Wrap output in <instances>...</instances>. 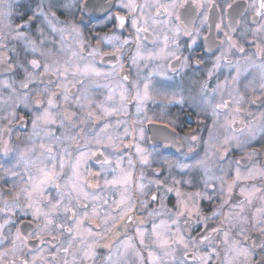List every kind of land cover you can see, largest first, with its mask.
Instances as JSON below:
<instances>
[{"label":"snow or ice","instance_id":"1","mask_svg":"<svg viewBox=\"0 0 264 264\" xmlns=\"http://www.w3.org/2000/svg\"><path fill=\"white\" fill-rule=\"evenodd\" d=\"M32 3L29 0V5ZM0 5L7 9L0 11V18L10 16V0H0ZM95 7L93 0H38L35 7L18 13L21 22L15 27L9 23L0 30V121L5 122L0 127V157L4 158L0 171L17 181L0 208L7 217L0 223V245L10 244L0 257L24 252L20 264H97L98 259L101 264H215L223 246L222 264H264V183L241 186L244 199L236 206L239 212L223 213L241 182H264V164H253L242 172L241 159L229 160L233 141L235 148L246 150L253 147L256 126L264 135V111L255 115L245 107L258 103L264 109V0H244L243 10L238 0H120L118 8L125 14L106 16L113 25L111 32L97 36L95 46H91L75 15ZM129 25V36L123 37L122 30ZM12 41L16 43L10 48ZM240 41L254 45L255 52L246 53ZM133 44L135 53L130 62L138 77L141 63L149 68L145 61L164 60L166 71H149L148 78L132 80L131 72L121 75L125 47ZM147 44L153 49L148 50ZM237 53L242 55L233 63L230 57ZM97 58L100 63H114L104 71ZM241 60L247 67L241 66ZM225 66L234 74L211 86L214 73ZM167 72L179 75L180 82H172L174 77ZM245 73L253 76L247 83L241 80ZM153 75L163 79L154 82L150 79ZM101 77L117 81L119 107L113 106L115 91L107 84L95 83ZM93 88L108 89L105 101L93 98ZM226 90L228 99L224 98ZM161 92L170 104L204 112L210 109L217 119L224 114L221 127L235 131L242 125L249 129L250 138L241 142L226 136L213 143L210 133L202 157L189 148L194 154L189 157L192 163L155 158L139 143L124 144L132 133L125 127L121 135L118 129L126 122L117 119L111 123L108 118L127 115L126 105L134 101L137 117L144 114L151 120L144 105ZM21 107L24 115H18ZM244 113L251 117L247 123L240 118ZM26 119L32 125L31 132L23 139L17 136L14 142L11 125L23 124ZM101 121L108 122L100 127ZM132 123L135 126L140 121ZM168 123L175 128L177 121ZM89 124L99 131L85 132L82 126ZM138 134L143 140V127ZM170 136L166 133L159 141L162 148L168 149L175 142L174 136L169 142ZM185 140L195 143L198 137L190 135ZM74 145L78 146L75 156L70 151ZM133 146L135 158H125L121 149ZM261 155L264 140L258 149L246 151L249 161ZM90 157L98 164L95 170ZM137 164L139 176L135 173ZM66 168L70 175L61 184ZM146 169L151 170L147 183ZM217 182L220 203L206 214L202 204L216 198ZM133 189L144 197L139 201L140 209L147 210L149 199L160 204L159 209L148 212L150 230L143 227L147 221L136 215L137 203L130 194ZM109 191L118 192L119 198L110 203ZM171 197L175 202L169 207L165 201L171 202ZM255 200L261 206L250 216L241 215ZM22 216L31 217L27 230ZM160 217L166 219L157 222ZM218 219L219 224H215ZM133 225L134 234L128 235ZM6 227L16 230L5 232ZM248 231L257 233L256 237L245 235ZM234 235L243 236V240ZM30 241H35V246L30 247ZM101 250L105 253L102 258Z\"/></svg>","mask_w":264,"mask_h":264},{"label":"flooded vegetation","instance_id":"2","mask_svg":"<svg viewBox=\"0 0 264 264\" xmlns=\"http://www.w3.org/2000/svg\"><path fill=\"white\" fill-rule=\"evenodd\" d=\"M38 2V0H33V3L29 5V0H10V3L12 5L11 8V15L5 18H0V30H3L4 25H7L9 23L12 24L13 27H15L16 24L20 23L21 21L18 18V13L19 12H24L28 7H35V3ZM120 0H93V3L96 5L95 9L88 10L84 13L76 12L75 18L77 23L80 25L84 35L90 39V44L91 46H95L96 44V37L97 36H104L106 34H110L113 25L112 23H109L106 19V16H114L117 13L124 15L125 10L118 8ZM238 2L241 4V10H243V4L244 0H238ZM19 5H24V7H18ZM0 11H7V9L3 6L0 5ZM249 19H251V13H248ZM60 19H64L63 15H60ZM25 19H27V16H25ZM254 26V25H251ZM129 30H130V25L129 29H124L122 30L123 32V37H128L129 36ZM221 38H223L221 36ZM234 39H238L237 34H233ZM58 39V37H57ZM182 39H186L183 38ZM248 40H251L252 37L249 35L247 37ZM16 42L12 41L9 43V47L11 48ZM69 43L71 44V38H69ZM241 44H243L246 53H253L255 52V46L252 44H248L244 41H240ZM148 50L153 49V45L147 44ZM110 50V49H106ZM125 55L122 57L121 62L124 63V69L121 73V75H128L129 72H131L130 80L132 79H139V77H145L148 78V72L152 71L153 73L157 71H166V65L164 60H156V61H145V63L149 64V68L145 69L144 64L141 63L139 66V77L137 76V68L131 64L130 62V55L135 53V45L133 44L130 48L125 47ZM242 54L237 53L235 56H231L230 59L235 63L237 59H240ZM112 63L114 61H108L105 60L103 63H100L99 58H97V64L98 66L104 70V71H109L111 68ZM241 66L242 67H247L246 64H244L243 60H241ZM208 67H211V63L208 64ZM253 71L254 70H250ZM230 73H233V70L229 67H222L220 70L216 71L212 77V79L209 81L211 86H215L216 83L222 82L225 80V78H231ZM168 76L174 77V80L172 82L178 83L180 82V76L172 73V72H167ZM244 76H247V79H244ZM244 76L241 77V80L243 83H247L248 80H252L253 76L248 75L247 73L244 74ZM3 76H0V79H2ZM199 78V77H197ZM206 78V77H205ZM152 81H160L163 78L158 75H153L150 77ZM95 83H98L100 85H109L110 88H112L115 91V97H114V105L115 107L120 106V100H119V93H120V88L115 79H105L103 77L98 78ZM170 91V90H169ZM94 96L93 98L97 102H103L105 101L106 96L108 95V89L105 88H93ZM7 95V93H4ZM224 98L228 99L227 95V90L225 91ZM247 108L248 112L253 113L255 115H258L260 111H264V109H261L260 105L257 104H250V105H245ZM126 111L127 115H119V116H113L108 118V120L111 123H115L117 119L126 122L123 124L119 129V133L123 135L125 127H127L128 131L132 133V135L127 136L123 143L124 144H133L135 145L136 143H139L141 147L147 149L149 152H152L153 157L163 159V158H168V159H174V160H183L186 163H192L193 160L190 159L189 157L194 156V154L189 153V148H194L195 153H197L199 156L204 155V150L206 145L204 144V141L209 140V136L211 133V136L213 138V143H218L219 141H222L226 136L231 137L235 136L237 137L241 142H244L246 139H249V129L247 127H244L242 125H237L236 130L233 131L231 128H225L221 127L225 123L224 120V114H222L218 119L211 114V110L209 109L208 112H204L201 110H196L193 108H190L185 105H180V104H170L168 103V97L165 96L163 92H161L159 95L153 94V99L149 100L145 105H144V113H146L147 117H151L152 119H146L144 114H142L140 117H137L136 115V103L134 101L127 103L126 105ZM3 113H0L2 115ZM25 110L21 107V109L18 112V115H24ZM241 119H244L245 122L247 123L248 121L251 120V117L247 115V113H244L240 117ZM176 119L177 123L175 128H173L168 121ZM134 120H139L140 123H137L135 126L133 125ZM215 121V123H214ZM104 122L108 121H101L98 122L100 127L103 126ZM253 125L256 126V121H252ZM5 122L0 121V127H4ZM13 131L11 133L12 140L15 142L16 137L19 136L21 139H23L25 136L28 135L29 132H31L32 125L31 123L26 119L25 123L23 124H13L11 125ZM84 127L85 132H88L90 129L94 132L99 131V127L93 128L91 124L82 126ZM143 127L145 130V136L143 140L139 139V128ZM243 127V131H240V128ZM156 129H159V131H156ZM79 129H77L78 131ZM166 133H171L172 136L175 137V142L172 143V146L169 147L168 149H164L161 147L159 141L163 139L164 135ZM59 134V133H57ZM190 135H196L198 137V141L195 143H191L187 140H185L186 136ZM172 136L169 137V142L172 140ZM264 140V135H262L259 132L258 126H256V139L252 140V146L249 147L246 150L240 149V148H235V141L232 143V151L231 155L229 156V160L235 161L237 159L242 160L241 164V171H245L247 168L252 167L253 164H264V155L258 156L255 160L249 161L246 157V151L251 152L253 148H259L260 142ZM84 141H81V144H83ZM24 145L23 143L20 144V147L22 148ZM77 147L74 145L70 151L73 152V155H77ZM92 150H96V146L93 145L91 146ZM80 150H85L83 148H80ZM188 153V156H185V154ZM121 154L127 158L129 156L135 158V147H131L128 149H121ZM0 163H4V158L0 157ZM90 164L94 165V170L96 167H98V164L95 161V157H90ZM228 161L224 162V166L227 167ZM126 160H125V167H126ZM235 164L233 163L232 167V175L234 176L235 172ZM17 171H23V169H17ZM141 171V168L139 164H137L135 173L136 176H139ZM151 171L150 169L145 170V183H147V180L151 178V176L148 175V172ZM215 173L219 175V170L214 169ZM65 176L59 181L61 184H64L65 181L68 178V175H70V169L66 168L65 169ZM111 178V177H109ZM5 179L8 180V183L5 184ZM231 179V177H229ZM17 181L8 176L5 177L0 171V208L3 207V201L6 199H9L8 192L9 190L12 189L13 184L16 183ZM101 184H103V180L100 181ZM255 183L257 186H260L262 181H247V182H241L233 191L232 197L230 199L229 205L225 206L223 209V213H228L230 211L232 212H239V208L236 207L240 202L244 199L240 195V187L241 186H246V187H251L252 184ZM187 190V189H186ZM194 191V189H192ZM50 192L53 194L55 193V189L51 188L49 189ZM130 194L132 195V199L134 202L137 203V208L138 211L136 212V215L140 219H144L147 221L143 227L147 228L150 230L151 228V223H152V218L148 216V212L152 211L153 209H159L160 204L159 202H151L149 199V207L147 210L140 209L139 208V201L141 199H144V197H141L138 192H135L134 189L131 190ZM107 196L109 198V201L116 200L119 198V193L113 194L112 191H109L107 193ZM221 197L219 193V183H216V198L212 202L204 201L202 204V207L206 206V214H210V212L215 209L219 203H220ZM175 202V198L171 197V202L165 201V203L168 204L169 207L172 206V204ZM260 201L255 200L252 206H245L244 212L241 214L243 216H250L252 213L256 211V208L260 207ZM7 218L6 214L3 212H0V223H3L4 219ZM14 222H15V217H12ZM223 216H221V219ZM31 217H23L22 220L25 222L24 223V228L27 230V221L30 220ZM159 219H166V217H160L158 218L157 222H159ZM219 219L216 220L214 223L219 224ZM18 223V222H17ZM15 227H12L11 229L5 228V232L11 231L15 232ZM135 231V225L132 226L130 230H128L127 234L128 235H133ZM237 230H234V232ZM247 236H251L253 239L256 237L257 233L254 231H248L245 233ZM235 239H240L243 240V236H235ZM252 240H248L247 243H251ZM35 241H30L29 246H35ZM10 244L8 242H5V244L0 245V252L4 251L6 248H9ZM26 251V250H25ZM104 251L101 250L100 252V257L104 255ZM144 256H147V252L143 253ZM25 258L24 252H18L16 256L14 257L11 253H9L5 257H0V264H13V261L15 260V264H20V261ZM215 259V264H222L223 256L221 255L220 258H214ZM97 264H101V261L98 259Z\"/></svg>","mask_w":264,"mask_h":264},{"label":"rangeland","instance_id":"3","mask_svg":"<svg viewBox=\"0 0 264 264\" xmlns=\"http://www.w3.org/2000/svg\"><path fill=\"white\" fill-rule=\"evenodd\" d=\"M221 255H222V256L224 255V249H223V246L221 247Z\"/></svg>","mask_w":264,"mask_h":264}]
</instances>
